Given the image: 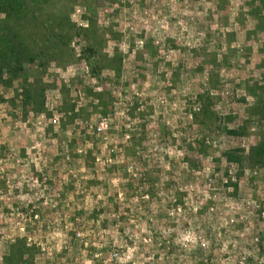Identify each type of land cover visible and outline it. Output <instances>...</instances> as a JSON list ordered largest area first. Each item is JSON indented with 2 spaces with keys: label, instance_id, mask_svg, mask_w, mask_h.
<instances>
[{
  "label": "rangeland",
  "instance_id": "374dc122",
  "mask_svg": "<svg viewBox=\"0 0 264 264\" xmlns=\"http://www.w3.org/2000/svg\"><path fill=\"white\" fill-rule=\"evenodd\" d=\"M72 2L68 48L0 76V264H264L260 0Z\"/></svg>",
  "mask_w": 264,
  "mask_h": 264
},
{
  "label": "trees",
  "instance_id": "16d2710c",
  "mask_svg": "<svg viewBox=\"0 0 264 264\" xmlns=\"http://www.w3.org/2000/svg\"><path fill=\"white\" fill-rule=\"evenodd\" d=\"M69 1L65 12L55 13L48 11L51 0H0V76L7 75L6 83L17 78L27 81L32 77L28 73L32 69L30 66L37 65L43 70L47 49L61 51L68 48L70 43L68 28L73 26L70 24L73 2ZM260 4L264 10V0H260ZM262 19L264 20V15ZM36 41H39V45ZM87 50L92 56L95 53L89 47ZM86 58L94 69L93 74H98L101 65H98L95 57L91 55H87ZM112 59L113 63L109 68L121 66L119 56L113 55ZM42 90L44 89L41 88L40 96ZM36 96L37 94L32 95V99L27 100L26 94L25 101L35 105L33 110L36 113H42L44 111L43 100L35 101ZM258 101L257 106L260 107L264 118L262 101L260 99ZM227 132L232 134L233 131L227 130ZM239 151L240 154H238ZM239 151L231 149L225 155L229 160L240 162L244 157V150ZM245 157L249 158L252 163H264V136L258 144L249 148ZM194 255H196L195 259L203 260L204 250L199 247ZM4 260L14 261V264H23L25 263L24 252L11 245Z\"/></svg>",
  "mask_w": 264,
  "mask_h": 264
},
{
  "label": "built area",
  "instance_id": "2783aa9c",
  "mask_svg": "<svg viewBox=\"0 0 264 264\" xmlns=\"http://www.w3.org/2000/svg\"><path fill=\"white\" fill-rule=\"evenodd\" d=\"M106 127V124H105V121L101 120L99 122V125L96 127L97 131H101V130H104Z\"/></svg>",
  "mask_w": 264,
  "mask_h": 264
}]
</instances>
